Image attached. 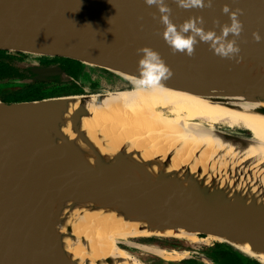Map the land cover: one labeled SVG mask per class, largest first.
Segmentation results:
<instances>
[{"label":"water","instance_id":"obj_1","mask_svg":"<svg viewBox=\"0 0 264 264\" xmlns=\"http://www.w3.org/2000/svg\"><path fill=\"white\" fill-rule=\"evenodd\" d=\"M167 3L174 23L203 17L206 29L216 20L229 22L224 5L242 9L239 62L222 59L205 43L192 57L173 54L162 37L157 9L145 0H0V52L76 62L131 86L117 90H132L126 77L137 74V49L149 46L173 72L167 89L264 116V0H213L210 8L190 9L175 0ZM253 32L260 33V42ZM30 72L21 84L72 81L57 66ZM117 90L0 101V264H78L66 248L74 211L121 218L151 237L164 238L167 232L212 237L263 264L238 249L246 246L264 257V197L231 188L235 165L226 167L228 182L220 185L215 180L219 168L174 169L170 155L166 162L142 160L125 145L107 154L93 141L82 122L90 117L87 107ZM212 131L230 142L252 139Z\"/></svg>","mask_w":264,"mask_h":264},{"label":"bare ground","instance_id":"obj_2","mask_svg":"<svg viewBox=\"0 0 264 264\" xmlns=\"http://www.w3.org/2000/svg\"><path fill=\"white\" fill-rule=\"evenodd\" d=\"M88 108L90 117L82 122L93 141L107 154L110 148L118 149L125 145L126 152L135 156L131 151H136L142 160L166 162V156L170 155V166L174 169L185 166L194 172L200 164L204 170L208 166L212 170L219 168L222 172L220 177L215 176V180L220 185L228 182H225L228 173L223 171L226 172V167L231 168L233 164L237 169L234 177L232 174L229 176L231 188L239 191L249 189L264 197L263 115L167 88L165 91H138L135 88L108 92ZM216 124L239 127L247 131L252 139L245 143L222 139L212 131V126ZM157 168L152 170L157 171ZM73 214L70 217L72 237L68 239L66 248L78 264H95V261L100 264H140L119 245H129L126 242L128 239L154 236L140 230L137 224L111 215L77 211ZM122 233L133 235L121 238L119 234ZM178 233L173 236L167 232L160 237H176L190 243L209 242L208 238L200 239L192 233ZM79 239L86 242L85 246ZM114 239L118 240L113 246L110 241ZM133 247L168 262H177L186 256L184 251L149 245L135 244ZM238 249L264 264V257L248 252L246 246H238Z\"/></svg>","mask_w":264,"mask_h":264},{"label":"clouds","instance_id":"obj_3","mask_svg":"<svg viewBox=\"0 0 264 264\" xmlns=\"http://www.w3.org/2000/svg\"><path fill=\"white\" fill-rule=\"evenodd\" d=\"M178 7L185 9L212 7L213 0H175ZM149 7H155L159 13L158 20L163 25L162 37L173 54H184L192 57L196 46L200 43L208 44L215 55L222 59H236L239 62L240 46L238 40L243 32V22L239 16L243 10L230 9L228 5L222 7V13L229 17V22L221 24L219 20L214 21L212 29H206L203 17H189L183 23L177 25L171 19L172 9L167 0H145ZM154 18L155 17L154 15ZM111 19V18H110ZM219 28V34L215 30ZM253 39L260 42L262 37L259 32L252 33ZM231 37V38H230ZM139 55L137 63V74L126 78L138 90L165 91V82L173 76L169 65L161 54L149 46L137 49ZM142 54V55H141Z\"/></svg>","mask_w":264,"mask_h":264},{"label":"rangeland","instance_id":"obj_4","mask_svg":"<svg viewBox=\"0 0 264 264\" xmlns=\"http://www.w3.org/2000/svg\"><path fill=\"white\" fill-rule=\"evenodd\" d=\"M17 59L18 58H16V57L13 58L11 55H3L2 57H0V61L9 62L10 65L18 67V66H20V64L18 63L20 61ZM6 60H8V61H6ZM27 60H30V62L26 61L29 63H37V61H38V63H40V62L45 63V61H46L45 58L39 59L36 57H35V59H27ZM69 64L71 66H73V65L77 66V65L72 64V63H69ZM85 70H86L85 71L86 75H83L84 77L82 75H79V78L75 81V83H76L75 85L77 86V88H79V90L82 91V93H98V92H106V91H112V90H117V89H126V88L131 87L127 81H125V80H123V79L119 78L118 76L113 75L111 73L101 71V70H97V69H91L88 67H85ZM6 84L7 83L5 82L2 85H6ZM13 86L14 85H8V86L6 85L4 87H0V94H4V93L10 91L13 88ZM44 92L48 93V91H44ZM49 92H51V91H49ZM200 124H202V123H200ZM212 128L217 129V130H221V131H228V132L236 133V134L243 135V136H249V133L247 131H245L239 127H236V126L228 127L224 124H216V125H213ZM91 234H94V233L92 232ZM132 235H133V233H129V234L122 233V234H119V237L124 238V237L132 236ZM173 236H176V234H174ZM91 237H92V235H91ZM144 237H149V236H144ZM149 238H159V237H149ZM149 238H145V239H149ZM164 238H167L169 240H167V241L161 240L162 244L178 246V247H181L182 249L190 250V251H186L188 253H186V256L184 259H187L191 255H193L194 252L195 253L193 256L200 255L202 248H206L207 246H210L211 244H213V242H215L210 237L204 238L205 240L208 238L207 239L209 241L208 243H203V242L190 243L188 241L181 240V239H178L176 237H164ZM171 238H174V239H171ZM198 238H202V237H198ZM140 239H144V238L128 239L126 242L130 245V247H126V246H122V245H120V247L126 249L132 255L131 256L129 254L132 258L135 257L136 259H138V263H140V264H161L158 261V258H156V257H154V256H152L146 252H143L139 249H135L132 247L135 244H139V245H149V246L160 248L155 243L145 244V243L139 241ZM116 240H118V239H114V240L110 241V242H112L113 246H114V243L116 242ZM164 249H167V247H164ZM169 249H173V248H169ZM120 251H122V250H120ZM121 253H123V252H121ZM154 258H156V259H154ZM243 262L245 264L246 263L247 264H254V263L248 261V259H246L245 257H244Z\"/></svg>","mask_w":264,"mask_h":264},{"label":"trees","instance_id":"obj_5","mask_svg":"<svg viewBox=\"0 0 264 264\" xmlns=\"http://www.w3.org/2000/svg\"><path fill=\"white\" fill-rule=\"evenodd\" d=\"M5 53H8V52H0V57H2L3 55H6ZM57 60L67 62V63L69 62V63L77 65V66L73 65L69 71L72 76H75V78L79 76V75L76 76L77 68H80V69L85 68V66L80 65L76 62H72L69 60H63V59H57ZM12 71H13V68L11 65H8L6 62L0 61V87H4L6 85L7 86L14 85L10 91L4 94H0V101L22 102V101H33V100L46 99V98H51V97L73 95L69 87V86H72L73 84H70V83L68 84H59L57 82H53L50 84H42V83L11 84V83H7L6 85H2L3 84L2 81H5L6 79H8V76H10V73ZM66 73L68 74V71ZM75 78L73 79L77 80ZM9 79H12V78L9 77ZM44 91H48V93ZM202 255L205 256L208 260H210L214 264H245L243 262L245 256L233 250L229 246L221 244V243L215 242L212 245V247L204 250L202 252ZM245 258L254 264H259L254 260H251L247 257ZM158 261L161 264H201L200 262H197L193 259H185V260H180L177 262H168V261L164 262L161 259H158Z\"/></svg>","mask_w":264,"mask_h":264},{"label":"flooded vegetation","instance_id":"obj_6","mask_svg":"<svg viewBox=\"0 0 264 264\" xmlns=\"http://www.w3.org/2000/svg\"><path fill=\"white\" fill-rule=\"evenodd\" d=\"M6 55H11L13 58L16 57L18 58L17 60H19L20 62H18L20 64V66L16 67V66H12L13 68V71L10 73V76H8V79L5 80L6 83H11V84H21L19 81H23L25 79H29L32 77V74L30 72L31 69L33 68H37V67H53V66H57V67H60L61 69L65 70L66 72L68 71V76H70L72 78V81L70 82V84H73L72 86H69L70 87V91L72 92L73 95H76V94H82V91L79 90V88H77V86L75 85V81L73 78H75V76H72L70 74V68L72 67L69 63L67 62H63V61H60L55 59V58H48V57H38V56H31V55H24V54H18V53H5ZM36 58H45L46 61L45 63H29L30 60H27V59H35ZM8 61V60H6ZM26 61H29V62H26ZM8 65L9 62H6ZM74 69V68H73ZM75 70V69H74ZM85 68H77V72H76V76L77 75H86V72H85ZM9 77H11L12 79H9ZM84 77V76H83ZM20 78V79H18ZM79 76H77V78L75 79H78ZM35 83H42V84H50V83H53V82H35ZM23 84V83H22ZM196 237V236H195ZM198 238V237H197ZM200 239H204V238H200ZM161 240L163 241H167L169 239L167 238H149V239H140L139 241L145 243V244H151V243H155L157 244L158 247L164 249V247H167L166 250H176V251H190L188 249H182L181 247H178V246H173V245H167V244H162ZM177 240V239H176ZM159 241V242H158ZM215 242H213L214 244ZM217 243V242H216ZM211 244L210 246H207L206 248H202L201 250V254L198 255V256H193L191 255L190 257H188L187 259H193L197 262H200L201 264H214L213 262H211L210 260H208L205 256L202 255V252L210 247H212ZM169 248H173V249H169ZM188 253V252H186ZM207 261V262H202V261ZM185 260V259H184Z\"/></svg>","mask_w":264,"mask_h":264}]
</instances>
